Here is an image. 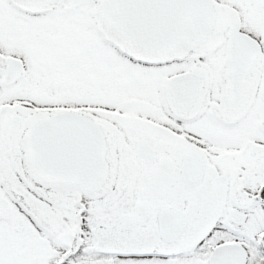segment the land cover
<instances>
[{"label": "snow or ice", "instance_id": "snow-or-ice-1", "mask_svg": "<svg viewBox=\"0 0 264 264\" xmlns=\"http://www.w3.org/2000/svg\"><path fill=\"white\" fill-rule=\"evenodd\" d=\"M0 264H264V0H0Z\"/></svg>", "mask_w": 264, "mask_h": 264}]
</instances>
